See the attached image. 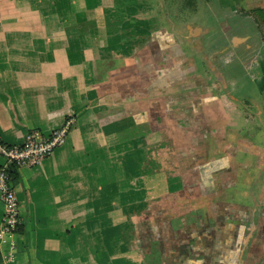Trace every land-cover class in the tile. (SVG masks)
<instances>
[{
  "label": "crops",
  "instance_id": "crops-1",
  "mask_svg": "<svg viewBox=\"0 0 264 264\" xmlns=\"http://www.w3.org/2000/svg\"><path fill=\"white\" fill-rule=\"evenodd\" d=\"M175 5L0 0L1 141L75 120L0 264H264V1Z\"/></svg>",
  "mask_w": 264,
  "mask_h": 264
},
{
  "label": "built area",
  "instance_id": "built-area-1",
  "mask_svg": "<svg viewBox=\"0 0 264 264\" xmlns=\"http://www.w3.org/2000/svg\"><path fill=\"white\" fill-rule=\"evenodd\" d=\"M74 124V118L68 117L62 126L49 135L36 129L29 130L24 142L19 145L5 144L0 138V157L6 161L4 166H0V200L6 206L3 219L6 232H19L23 226L20 203L11 181L10 169L16 167L20 170L25 167H33L51 157L57 149L64 145Z\"/></svg>",
  "mask_w": 264,
  "mask_h": 264
},
{
  "label": "rangeland",
  "instance_id": "rangeland-1",
  "mask_svg": "<svg viewBox=\"0 0 264 264\" xmlns=\"http://www.w3.org/2000/svg\"><path fill=\"white\" fill-rule=\"evenodd\" d=\"M173 1L177 5V6L176 5L174 6V9L172 12L173 16H179L180 10L186 11L188 13H190V11H197L196 15L201 16V18H200V21H202L201 23L203 25L210 24V22H211V18H209V17H211L210 11H209L210 9H209V7H205L204 5H206L207 3H210V1H212V0H173ZM178 4L181 8L178 6ZM257 22H258V20H257Z\"/></svg>",
  "mask_w": 264,
  "mask_h": 264
},
{
  "label": "trees",
  "instance_id": "trees-1",
  "mask_svg": "<svg viewBox=\"0 0 264 264\" xmlns=\"http://www.w3.org/2000/svg\"><path fill=\"white\" fill-rule=\"evenodd\" d=\"M9 172H10L11 181L13 183V180L18 178L19 170L16 167H12ZM21 229H20V231H21Z\"/></svg>",
  "mask_w": 264,
  "mask_h": 264
}]
</instances>
